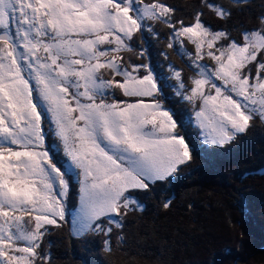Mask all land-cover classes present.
Here are the masks:
<instances>
[{
	"label": "snow or ice",
	"instance_id": "obj_1",
	"mask_svg": "<svg viewBox=\"0 0 264 264\" xmlns=\"http://www.w3.org/2000/svg\"><path fill=\"white\" fill-rule=\"evenodd\" d=\"M176 10L159 0H0V264H52L44 238L49 226L68 222L69 173L47 146L48 134L78 177L71 234L103 236L106 251L123 218L144 209L139 195L171 183L193 159L183 116L163 102L169 85L151 65L121 55L135 50V33L158 36L147 21L168 25L169 47L194 46L182 49L194 70L191 86L175 66L168 79L191 106L188 126L204 144L227 146L253 120L264 122V16L237 40L213 30L202 11L185 24ZM205 57L214 65L201 63Z\"/></svg>",
	"mask_w": 264,
	"mask_h": 264
},
{
	"label": "trees",
	"instance_id": "obj_2",
	"mask_svg": "<svg viewBox=\"0 0 264 264\" xmlns=\"http://www.w3.org/2000/svg\"><path fill=\"white\" fill-rule=\"evenodd\" d=\"M155 2L143 0L147 4ZM159 2L177 9L174 18L185 24L192 23L194 15L202 11V20L213 30L223 29L237 40H241L244 30L258 29L260 17L264 16V0ZM209 3L223 6L231 13L230 18H219L208 7ZM147 22L153 25L158 36L147 31L143 37L135 33V50L121 55L129 64L151 65L169 85L164 88L165 96L170 98L164 102L165 107H173L189 120L191 106L175 95L172 86L177 82L168 77L172 76L171 66H175L182 70L181 75L191 86L188 78L194 75V70L188 66L187 57L182 58L181 47L194 51V46L185 40L184 45L169 47L168 25L155 20ZM117 95L128 99L119 91ZM47 127L45 124L46 131ZM196 140L193 138L195 144L188 140L196 153L176 176L188 177L185 187L174 186L168 190L167 186H156V191L147 192L148 199L141 200L145 213L139 215L134 211L123 218V229L112 234L111 251L105 250L103 236H89L87 241L73 238L69 219L79 199V185L69 175L68 222L60 228L49 226L50 234L44 238V251L50 252L52 264H264V122L253 120L246 133L224 147L208 146ZM46 144L66 171L67 160L51 134ZM168 200L171 206L165 208ZM242 204L247 205L246 211L242 210ZM239 231L244 233L239 236Z\"/></svg>",
	"mask_w": 264,
	"mask_h": 264
},
{
	"label": "rangeland",
	"instance_id": "obj_3",
	"mask_svg": "<svg viewBox=\"0 0 264 264\" xmlns=\"http://www.w3.org/2000/svg\"><path fill=\"white\" fill-rule=\"evenodd\" d=\"M184 50V51H187L186 49H184V48H182L181 47V50ZM187 57V56H186ZM187 59H188V57H187ZM189 61V60H188ZM201 63H208V64H211V65H214V61H211L209 58H207V57H205V59L203 60V61H200ZM141 74H143V72L141 71ZM253 74H255V68L253 67ZM159 87V86H158ZM172 88V87H171ZM163 102H167V99H165ZM178 114V117L177 118H179L180 116H182L180 113H177ZM183 118H184V120H185V124H186V128H185V130H181L182 131V134H185L186 136H187V140H189V141H191V143H193V144H195L194 143V141H193V138H196L197 140H200V142L202 143V144H204L203 142H202V137L201 136H199L198 135V129L195 127V125L194 124H192V126H188V119H187V117H185V116H183ZM192 120L194 121V116H192ZM194 129L196 130V131H194ZM196 140V141H197ZM206 145V144H205ZM208 146H213V145H210V144H208ZM59 149H60V151H61V154L63 155V152H62V145H60L59 144ZM64 156V155H63ZM65 157V156H64ZM202 165H204L203 167L204 168H206V164L204 163V162H202ZM66 171L69 173V175H72L77 181H78V177H77V175H76V172L75 171H72L71 170V168H70V166H69V164H68V168L66 167ZM188 181V177L186 176V175H183L182 177H180L179 176V178L178 177H175L174 179H172V181H171V183H167V184H157L156 186H163L164 188H165V186H167V188H168V190H171V189H173V187L174 186H176V187H179V188H182V187H185V183ZM156 188L157 187H155V189L153 190V191H156ZM152 192V191H151ZM139 199L140 200H142V201H146L147 199H148V195H146V193H141L140 195H139ZM78 206H79V199L77 200V205H76V208L73 210V212L71 213V216H70V219H69V223H70V229H71V217H72V215H74L75 214V211H76V209L78 208ZM250 207V209H251V212L252 213H256L255 211H254V207L253 206H249ZM145 207H144V209L143 210H137V211H135V212H139V215H141V214H143V213H145ZM134 212V213H135ZM250 212V213H251ZM141 213V214H140ZM26 219H28L27 217H26ZM244 232H242V231H239V236H241L242 234H243ZM187 242V240H185V239H182V242ZM182 246V245H181Z\"/></svg>",
	"mask_w": 264,
	"mask_h": 264
}]
</instances>
